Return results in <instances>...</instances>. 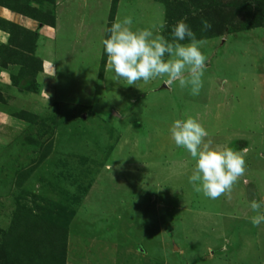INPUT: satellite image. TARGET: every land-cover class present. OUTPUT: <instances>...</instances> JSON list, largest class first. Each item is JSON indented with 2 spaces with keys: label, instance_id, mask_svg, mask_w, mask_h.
<instances>
[{
  "label": "rangeland",
  "instance_id": "rangeland-1",
  "mask_svg": "<svg viewBox=\"0 0 264 264\" xmlns=\"http://www.w3.org/2000/svg\"><path fill=\"white\" fill-rule=\"evenodd\" d=\"M20 1L29 7L24 15L0 0V264H8L14 239L20 249L15 264H264V223L254 227L250 221L256 213L244 191L248 183H235L230 198L197 193L189 182L195 160L169 143L168 131L176 119L192 117L209 133L205 142L211 139L212 149L233 150V143L241 148V140L252 139L243 176L256 181V200L264 201V28L251 27L252 15L238 7L243 0L167 5L173 12L187 9L182 19L208 41L200 49L207 61L199 95L163 79L137 86L112 81L106 62L101 72L109 25L131 16L133 31L161 35L167 23L158 1L117 0L112 19L114 0L11 5ZM37 11L53 21L32 18ZM174 18L169 42L182 20ZM203 20L210 30H203ZM225 25L249 29L214 36ZM28 38L35 52L19 49L31 55L24 73L15 48ZM53 46L61 68L52 59ZM34 55L42 61L38 74L30 72ZM135 110L144 120L135 118ZM27 113L46 119L36 124ZM118 135L146 139L145 146L129 140L115 145Z\"/></svg>",
  "mask_w": 264,
  "mask_h": 264
},
{
  "label": "clouds",
  "instance_id": "clouds-1",
  "mask_svg": "<svg viewBox=\"0 0 264 264\" xmlns=\"http://www.w3.org/2000/svg\"><path fill=\"white\" fill-rule=\"evenodd\" d=\"M185 20L178 21L173 27L172 42L148 28L133 31L131 16L113 23L108 29L109 37L102 40L107 54L106 70L111 73V80L137 86L140 82L147 84L154 79H163L168 87L173 84L180 88L190 87L192 95H199L207 61L200 49L208 41L197 39ZM202 25L205 31L212 28L207 20H203ZM185 40L189 42L181 43ZM168 131L175 145L185 149L195 160L189 177L195 191L213 200L225 194L230 198L233 185L246 171L244 154L248 148L240 151L227 147L212 149L211 139L205 142L209 133L192 117L176 119ZM249 205L256 213L250 221L254 227H259L264 223V211H261L264 201L252 199Z\"/></svg>",
  "mask_w": 264,
  "mask_h": 264
},
{
  "label": "trees",
  "instance_id": "trees-1",
  "mask_svg": "<svg viewBox=\"0 0 264 264\" xmlns=\"http://www.w3.org/2000/svg\"><path fill=\"white\" fill-rule=\"evenodd\" d=\"M2 1H4V5L3 6L8 7L10 5L9 8L11 10H13L14 12L18 13V14L24 15V14H26L27 9H29V7L28 8L27 7H23L21 1L19 3H17V5H11V3L14 2L15 0H1V2ZM17 1H19V0H17ZM114 1L115 2L113 4V7H111L110 12H109V15H110L111 19L116 15V1L117 0H114ZM156 1H158L160 4L163 5V7L165 9V17H166L165 18V23H167L166 27H164V29L160 32V34H161V36H163L165 39H167L169 41L170 40L169 37L171 35V30L169 29V27L173 24V22H176L174 17H177L179 20L182 19L183 18L182 15H186L187 14V12H186L187 9H185V10L183 8H182L183 10L182 9H180V10H176L175 9L176 11L173 12L170 9L167 8V5L170 2V0H156ZM35 2L39 4L40 1L39 0H35ZM172 3H174V2H172ZM181 4H185V3L182 2ZM238 5H239L238 7L241 8V10L245 9L248 14L252 15V20H253V23L251 24L252 28H254V29L264 28V0H243V1L239 2ZM31 16L34 19L42 20L41 22L44 25H47L46 24L47 22L51 23L53 21V19L50 21L47 18V16L44 15L41 11L34 12V14H32ZM31 16H29V17H31ZM2 23H4V22H2ZM109 28H111V25H109L108 29ZM223 29L224 30H222L221 33H219L217 35H214V36H216V37L217 36L226 37V36H230L231 34H234V33H237V32L240 33V32H243V31H247L246 29H249V28H245V26H242L238 30H233L232 28H229V25H225V28H223ZM199 31L200 30L197 31V35H198V36L196 35L197 39H201L204 36V35L203 36L199 35ZM109 35L110 34L108 32L107 33V38L109 37ZM32 44H33V42H31V41H30V44H29V38L27 39V43L24 45L23 48L22 47H18V43L16 44V48L15 49L17 51L15 50V52L19 53V54H16L17 55L16 64L23 65V67L25 69V70H23L24 73H27V70H29L31 68V66L28 65V63L26 61L27 59H29L28 56H27L29 54H24L25 52H20L19 49H23V50H32L33 49L32 52H35L34 51L35 50L34 47L29 49L30 48L29 46L32 45ZM103 55H104L103 56V62H102V66H101V72L102 73H103V70H104V68H103L104 67V63L106 62L105 60L107 58L106 52L103 53ZM29 56H31V55H29ZM34 57H35V55H34ZM37 58H38L37 56L34 58V61H36L35 62V67L33 66L34 71H30L33 74H38L41 71V69H42L41 68L42 61L38 60ZM31 60L33 61L32 58H31ZM25 62H26V64H25ZM32 63L33 62H30V64H32ZM14 83H15V85H17L16 82H14ZM57 113L58 112L54 113L53 116L51 115L52 118L54 119L53 121H55V117L54 116H56ZM27 114H28L27 116L30 119H34V122H36V124H38V123H40V122H42V121H44L46 119V118L45 119H43V118L39 119V118L34 117L33 115L29 114V113H27ZM64 116L65 115L63 114V115H59L57 117L58 118L57 120H58V122L60 124H63L65 122ZM77 119H78L77 116L75 117L74 115H72L70 117V120H73V121H75ZM53 126L56 127V128L57 127L60 128L61 125H53ZM42 159H44L43 155H42ZM39 162H42V161H39ZM254 189H255L254 187H253V189L248 187V191H247L246 195H248V200L249 201L252 200V199H256V195L257 194H256ZM17 246H19V241L18 240L15 241V239H14L13 244H11V246L9 247L10 249H7L9 252L8 251L6 252V258H5L6 259L5 260L6 263L15 264V260L17 259L16 256L20 252V249ZM9 258H10V260H9Z\"/></svg>",
  "mask_w": 264,
  "mask_h": 264
},
{
  "label": "crops",
  "instance_id": "crops-1",
  "mask_svg": "<svg viewBox=\"0 0 264 264\" xmlns=\"http://www.w3.org/2000/svg\"><path fill=\"white\" fill-rule=\"evenodd\" d=\"M60 22V21H59ZM62 26H61V23H60V26H59V28H61ZM75 29V28H74ZM61 30V29H60ZM76 30V29H75ZM63 30H61L60 32H61V34H62V36H63V32H62ZM65 44H69V46H68V48H73V44H71L70 45V43L69 42H66ZM64 44V46L63 47H65L66 45ZM56 50L54 49V46H53V49H52V54H51V56H52V59L53 60H55V62H54V64H55V67H56V69L57 68H61L62 66H60L61 65V63H59L58 64V59H60V56H58V54L56 55V57H58V58H56V57H53V54H54V52H55ZM48 63V62H47ZM46 63V64H47ZM68 67L69 66H71L72 67V61L70 60V59H67V62L65 63ZM49 65V64H48ZM58 74V73H57ZM56 74V75H57ZM224 88V87H223ZM224 96L226 97V93L224 94ZM227 98V97H226ZM134 116H135V118H138V120H144L143 118H142V116L139 114V110H135L134 111V114H133ZM132 115V117L129 119V122H131L132 120H133V116ZM169 126H171V125H169ZM210 127H212L213 129V132H215V133H213V134H215V135H219V134H221V132H217V130H214V129H216L214 126L215 125H209ZM136 127H137V125H136ZM126 129H124L125 130V132L126 131H129L128 129H130L131 128V126L130 125H127L126 127H125ZM127 133V132H126ZM211 133V134H212ZM149 134V136H150V133H148ZM251 134V133H250ZM148 138H150V137H147V139ZM240 139H242V138H240ZM126 140H129L130 142H131V145L132 146H134L133 145V143L134 142H136V143H134V144H140V145H142V146H145L144 145V140H146V139H142V140H139V139H132V138H127V137H123V135L121 136V135H118L117 137H116V139H115V145L117 144V145H119L120 146V144H121V146L122 145H124V142H126ZM241 141H243L242 142V144H240V145H242V147L240 148V146L238 147V148H235L236 147V143H233V145H234V149H233V151H240V150H242L243 148H245V147H247V148H249L252 144H255L254 143V141L252 140V139H249V140H247V139H244V140H241ZM146 142H148V141H146ZM171 142H173L172 141V139H171V137H170V142L169 143H171ZM168 143V144H169ZM155 144H156V142H155ZM258 144V143H257ZM113 145H114V143H113ZM164 145V141H161V144H160V146H158L157 147V150L156 149H153V150H155V153L157 152V151H159V149H160V147L161 146H163ZM260 145V144H259ZM261 145H264V142L262 143L261 142ZM118 146V148H116L115 149V151L116 152H119L120 151V147ZM145 149H141L140 151L141 152H143ZM162 151L164 150V148L163 149H161ZM121 152V151H120ZM135 153V152H134ZM248 153V152H247ZM246 153V154H247ZM116 154V153H115ZM118 154V153H117ZM131 154V153H130ZM137 154V156H138V152L136 153ZM127 155H129V153H127ZM244 157H246V155L244 154ZM165 162V161H164ZM173 162H175V161H173ZM262 165L264 164V160H262ZM193 164V166H192V168H191V170H193L194 169V167H195V162H193L192 163ZM140 166H141V169H145V167H144V163H142V164H140ZM263 169H264V165H263ZM240 179H242V180H244V185H245V183L247 182L248 184H247V187L245 186V192L247 193V191H248V187L249 188H252L253 189V187L255 186H257V185H255L256 184V181L252 184V183H250V181L252 180V178L251 177H247V176H241V177H239L238 178V180H237V184H238V186H240L241 185V182H240ZM254 185V186H253ZM242 186V185H241ZM243 188H244V186H242ZM254 187V188H255ZM255 190V192H256V188L254 189ZM257 194H258V192H256ZM142 253H145L144 251L142 252Z\"/></svg>",
  "mask_w": 264,
  "mask_h": 264
}]
</instances>
